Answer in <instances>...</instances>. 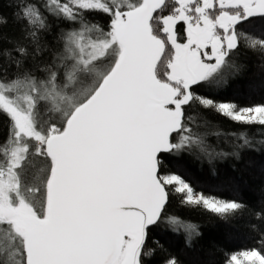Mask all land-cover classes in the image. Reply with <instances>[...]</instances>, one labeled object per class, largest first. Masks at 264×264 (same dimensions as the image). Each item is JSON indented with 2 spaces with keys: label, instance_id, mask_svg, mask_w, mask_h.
Returning <instances> with one entry per match:
<instances>
[{
  "label": "snow or ice",
  "instance_id": "6c2138e0",
  "mask_svg": "<svg viewBox=\"0 0 264 264\" xmlns=\"http://www.w3.org/2000/svg\"><path fill=\"white\" fill-rule=\"evenodd\" d=\"M11 7L20 36L0 48V264H152L158 252L162 264H180L154 234L183 236L191 248L201 232L174 204L224 220L247 208L165 162L187 155L216 177L219 163L264 151V103L200 94L236 77L243 50L264 54V36L245 31L264 21V0ZM8 23L0 15V30ZM208 112L242 127L225 130ZM258 243L223 253V264H264V232Z\"/></svg>",
  "mask_w": 264,
  "mask_h": 264
},
{
  "label": "trees",
  "instance_id": "16d2710c",
  "mask_svg": "<svg viewBox=\"0 0 264 264\" xmlns=\"http://www.w3.org/2000/svg\"><path fill=\"white\" fill-rule=\"evenodd\" d=\"M12 14L11 0H0V15L9 20L0 30V48H10L9 40L20 36L18 25L12 22ZM94 22L107 25L108 18L97 15ZM56 31L54 23L52 33L47 37L49 46L55 45ZM245 31L264 36V21H254L246 26ZM236 62L242 64L243 68L224 89L217 93L202 88L200 94L219 101L235 102L241 107L264 103V54L245 49ZM207 115L225 130L238 131L242 127L215 113L208 112ZM7 124V118L0 117V139L7 135ZM249 133L260 138L255 127L249 129ZM165 163L171 171L179 172L198 190L237 200L247 206L241 214L224 220L204 210L181 208L174 204L171 211L197 223L201 232L191 248L185 245L183 236L160 232L154 234V238L161 239L167 251L176 256L180 264H223V253L262 247L258 241L260 233L264 232V219H256L254 213L264 214V151H246L238 161L229 159L219 163L216 177L210 175L206 165L201 166L187 155L173 158L172 163ZM252 225L257 226L256 230ZM163 259L164 255L158 252L152 264H162Z\"/></svg>",
  "mask_w": 264,
  "mask_h": 264
},
{
  "label": "flooded vegetation",
  "instance_id": "af4514ba",
  "mask_svg": "<svg viewBox=\"0 0 264 264\" xmlns=\"http://www.w3.org/2000/svg\"><path fill=\"white\" fill-rule=\"evenodd\" d=\"M256 20H259V19H256ZM256 20H254V21H256ZM249 25V24H248ZM248 25H246V26H248ZM246 26H245V29H246ZM183 33H182V29H181V35H182ZM178 40H180V36H178ZM182 42V41H181ZM163 59V58H162ZM158 68H159V66H158ZM164 70H166V69H164ZM164 70H161V74H163V71Z\"/></svg>",
  "mask_w": 264,
  "mask_h": 264
}]
</instances>
